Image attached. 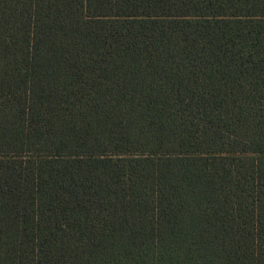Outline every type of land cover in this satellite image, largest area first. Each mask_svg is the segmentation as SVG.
<instances>
[{
  "label": "trees",
  "instance_id": "1",
  "mask_svg": "<svg viewBox=\"0 0 264 264\" xmlns=\"http://www.w3.org/2000/svg\"><path fill=\"white\" fill-rule=\"evenodd\" d=\"M0 264H264V0H0Z\"/></svg>",
  "mask_w": 264,
  "mask_h": 264
}]
</instances>
